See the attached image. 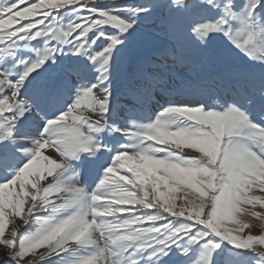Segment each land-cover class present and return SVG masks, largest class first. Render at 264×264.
Returning <instances> with one entry per match:
<instances>
[{
	"label": "snow or ice",
	"instance_id": "1",
	"mask_svg": "<svg viewBox=\"0 0 264 264\" xmlns=\"http://www.w3.org/2000/svg\"><path fill=\"white\" fill-rule=\"evenodd\" d=\"M245 216L264 0H0V264H264Z\"/></svg>",
	"mask_w": 264,
	"mask_h": 264
},
{
	"label": "rangeland",
	"instance_id": "2",
	"mask_svg": "<svg viewBox=\"0 0 264 264\" xmlns=\"http://www.w3.org/2000/svg\"><path fill=\"white\" fill-rule=\"evenodd\" d=\"M146 43L154 46L155 44L159 43V41L155 37L148 36V37H146ZM93 118H95V117H93ZM138 122H143V121H138ZM45 154L53 156V157H55L57 155L54 152V150H52V149L46 150ZM257 211H261V209L257 208ZM243 218L251 223V225H252L251 231L253 232V234H259L260 232L264 231V221L256 220V219H253V218L248 217V216H245ZM13 227H15L18 230H22L23 224L18 218H10L8 231H11ZM6 238H7V233H6ZM4 251H5V249L3 248V246H0V256H3ZM25 264H39V261L34 260L32 257H26L25 258Z\"/></svg>",
	"mask_w": 264,
	"mask_h": 264
}]
</instances>
